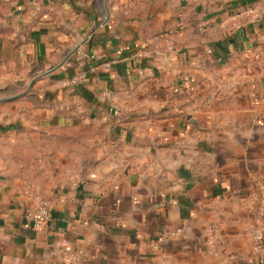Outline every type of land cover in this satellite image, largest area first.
Instances as JSON below:
<instances>
[{
	"label": "crops",
	"instance_id": "obj_1",
	"mask_svg": "<svg viewBox=\"0 0 264 264\" xmlns=\"http://www.w3.org/2000/svg\"><path fill=\"white\" fill-rule=\"evenodd\" d=\"M98 128L82 176L29 167ZM263 223L264 0H0V264H264Z\"/></svg>",
	"mask_w": 264,
	"mask_h": 264
},
{
	"label": "rangeland",
	"instance_id": "obj_2",
	"mask_svg": "<svg viewBox=\"0 0 264 264\" xmlns=\"http://www.w3.org/2000/svg\"><path fill=\"white\" fill-rule=\"evenodd\" d=\"M246 4L248 5V7H250L249 3ZM246 4H244L243 6L245 7ZM242 10L243 8H241L239 11ZM10 110L11 109H7V113H9ZM91 125L92 124H90L89 126ZM92 133H95L97 135V138L95 140L91 138ZM92 133L89 132L88 134H84L81 140L74 141L75 133L72 132L68 136L73 141L67 139V144H65L64 146L62 144L63 149L58 148L60 147L58 139L62 137V134L50 133L48 141H41L43 145H38L34 143L35 148L39 147V149L37 148L34 152L36 158L38 156L39 159H44L45 163L34 164L29 167L34 166L33 170L36 171V175L42 174L41 169L44 168L45 178L52 180L53 182H56L58 178H61L63 176L68 180H72L73 178L82 176L85 172L86 167H88V164L91 161V156L92 154H94L95 149L101 146V140L104 136V133L100 128H98L97 130H95V132ZM53 141L55 143H53ZM29 153H31V149L29 150ZM65 159H67L68 162H62ZM36 175L34 174V177L29 178L27 184L32 186L34 185L35 191L43 195V187L40 181L35 177Z\"/></svg>",
	"mask_w": 264,
	"mask_h": 264
},
{
	"label": "built area",
	"instance_id": "obj_3",
	"mask_svg": "<svg viewBox=\"0 0 264 264\" xmlns=\"http://www.w3.org/2000/svg\"><path fill=\"white\" fill-rule=\"evenodd\" d=\"M206 100L210 101V98L207 97ZM29 186L32 188L31 196L35 200V206L32 209L27 210L25 215L31 222L32 226L37 227L48 216L49 203L43 195L35 191L34 185ZM219 230L220 223L216 221L206 222L203 226L202 235L209 252H215V245ZM176 233L177 231L174 229L163 230L159 232L155 238L150 240L149 244L151 247L157 248L160 242L175 236ZM250 236L252 250L256 253H264V223L258 228H252L250 230Z\"/></svg>",
	"mask_w": 264,
	"mask_h": 264
}]
</instances>
